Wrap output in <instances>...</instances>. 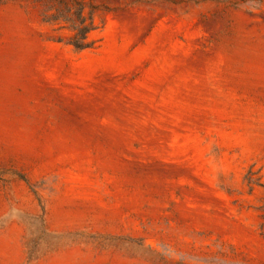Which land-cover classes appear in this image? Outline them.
Instances as JSON below:
<instances>
[{
  "label": "rangeland",
  "instance_id": "374dc122",
  "mask_svg": "<svg viewBox=\"0 0 264 264\" xmlns=\"http://www.w3.org/2000/svg\"><path fill=\"white\" fill-rule=\"evenodd\" d=\"M0 264H264V0H0Z\"/></svg>",
  "mask_w": 264,
  "mask_h": 264
},
{
  "label": "trees",
  "instance_id": "16d2710c",
  "mask_svg": "<svg viewBox=\"0 0 264 264\" xmlns=\"http://www.w3.org/2000/svg\"><path fill=\"white\" fill-rule=\"evenodd\" d=\"M91 19L92 17H90V20ZM71 22V28L74 31L71 44H73L78 50L89 48L91 46V43L87 41L88 35L91 31L95 29V26L93 21L87 23V17L84 13V6H81L79 8L78 19L75 21L71 20Z\"/></svg>",
  "mask_w": 264,
  "mask_h": 264
}]
</instances>
